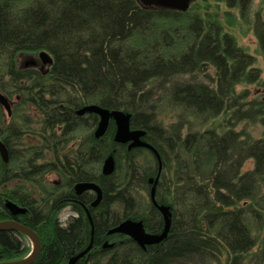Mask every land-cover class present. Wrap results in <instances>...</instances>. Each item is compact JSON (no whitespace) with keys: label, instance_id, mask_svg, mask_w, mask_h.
<instances>
[{"label":"trees","instance_id":"trees-1","mask_svg":"<svg viewBox=\"0 0 264 264\" xmlns=\"http://www.w3.org/2000/svg\"><path fill=\"white\" fill-rule=\"evenodd\" d=\"M201 1L204 13L143 0H0V91L19 98L11 116L0 104L9 152L0 156V221L38 233L30 264H68L87 248L74 264H264V98L237 88L261 73L219 7L245 17L253 0ZM254 32L264 57L260 13ZM40 51L53 58L47 71L20 66V54ZM89 104L130 114L160 159L110 134L96 138L98 115L78 114ZM245 125H261L262 136ZM109 155L115 170L106 175ZM153 187L171 212L167 237L144 248L109 233L127 219L164 229ZM31 249L24 233L0 230V262Z\"/></svg>","mask_w":264,"mask_h":264},{"label":"water","instance_id":"water-1","mask_svg":"<svg viewBox=\"0 0 264 264\" xmlns=\"http://www.w3.org/2000/svg\"><path fill=\"white\" fill-rule=\"evenodd\" d=\"M146 4H156L161 7L176 9L180 11L186 10L192 0H143ZM38 57L43 65H51L53 62L52 56L47 51L38 52ZM36 60H31L29 63H26V66L34 65ZM0 104L5 108L8 115L12 114V104L13 101L9 99L4 93L0 91ZM86 113H95L99 117V122L95 130L96 136H104L106 133L110 122L113 120L117 125L115 142L123 145H127L128 149L133 148H147L152 151L158 159L160 155L156 148L152 146L148 141L145 140L146 131L144 129L132 128L131 126V116L123 110H110L108 108L102 107L98 104H89L81 109H79L78 114L83 115ZM0 154L2 158L7 161L9 159L8 148L5 143L0 139ZM115 170V158L113 155H109L105 158L103 163L102 171L106 175H110ZM158 177L156 179V182ZM155 182V184H156ZM79 189H93L98 192V199L101 198V190L94 182H81L77 186ZM151 200L156 207L163 213L165 219L164 229L157 234L148 233L145 235L142 233L144 229V224L142 221H137L133 219H127L120 223L118 226L112 228L109 233H122L130 236L135 242L140 246L146 247L148 245H154L160 243L165 239L169 233L171 225V212L168 206L161 205L157 202L155 197V188H152L151 191ZM18 210V209H17ZM16 230L24 233L32 242V249L29 255L23 259L14 260V261H5L0 262V264H30L34 262L40 254L41 251V239L38 233L31 229L30 227L18 222L17 220L11 219L6 221H0V230ZM88 251V248L82 253L74 257L69 264H74L79 258L85 255Z\"/></svg>","mask_w":264,"mask_h":264},{"label":"rangeland","instance_id":"rangeland-1","mask_svg":"<svg viewBox=\"0 0 264 264\" xmlns=\"http://www.w3.org/2000/svg\"><path fill=\"white\" fill-rule=\"evenodd\" d=\"M141 1V0H140ZM209 4V3H208ZM205 6L201 0H192L189 7L182 11V12H200L204 13ZM211 11L216 10V4L210 2V6H208ZM220 15L225 22L224 25L227 28L228 31L233 33L238 41V44L243 47L247 52L250 54L254 55L256 57V67L260 69L261 73V82L259 83H252V84H247V85H241L238 86V90L246 89L249 92V97L248 99H254V98H264V57L261 53V48L259 46V41L258 38L254 32V20H255V15L257 13H260L261 15H264V0H253L250 9L248 11L247 16H241L238 9H229L225 4L220 3ZM229 13V14H228ZM228 19H232L231 21H234L233 24L230 22ZM38 53L32 54V53H22L19 56V64L23 68L31 67L30 66H25L26 63H29L31 60H37L39 63L42 64L40 61V58L37 55ZM43 65V64H42ZM49 68V65H44L42 68H38L41 71H47ZM17 98L11 99L12 101H15ZM5 113L7 114V111L4 110ZM35 117V115L32 113ZM38 118V116H37ZM173 116H165V122H172ZM250 128L249 125H245ZM97 128V127H96ZM116 129L117 125L115 121H111L110 125L104 134H110L112 139L115 142V134H116ZM252 134H254L256 137L262 136L263 134V127L261 125H254L252 129L250 130ZM95 135V132H94ZM96 136V135H95ZM103 137V136H102ZM96 138H101V136H96ZM1 156V155H0ZM251 162V161H250ZM104 163V162H103ZM103 163H102V168H103ZM251 163H248L247 167H250ZM56 176L54 175H49L48 180L52 181L55 180ZM71 212L66 209L60 214V220L62 222H66L67 219L69 218ZM134 220V219H133ZM142 233L145 235H149L145 228L142 229ZM31 241V240H30ZM32 245V242H31ZM69 264V262H68ZM255 264V263H253Z\"/></svg>","mask_w":264,"mask_h":264},{"label":"flooded vegetation","instance_id":"flooded-vegetation-1","mask_svg":"<svg viewBox=\"0 0 264 264\" xmlns=\"http://www.w3.org/2000/svg\"><path fill=\"white\" fill-rule=\"evenodd\" d=\"M25 66H26V65H25ZM31 67L38 69V68H42V67H44V65H42L41 63H39V62L36 60V63H35L34 65H31Z\"/></svg>","mask_w":264,"mask_h":264}]
</instances>
